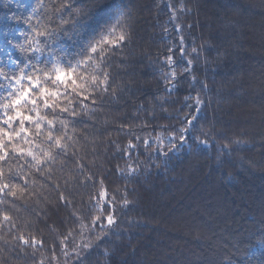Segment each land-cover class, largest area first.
<instances>
[{
	"label": "trees",
	"instance_id": "1",
	"mask_svg": "<svg viewBox=\"0 0 264 264\" xmlns=\"http://www.w3.org/2000/svg\"><path fill=\"white\" fill-rule=\"evenodd\" d=\"M118 18L107 91L55 109L66 149L41 171L0 161V264H264V0H0V62L28 63L20 45L46 30L74 64Z\"/></svg>",
	"mask_w": 264,
	"mask_h": 264
},
{
	"label": "snow or ice",
	"instance_id": "2",
	"mask_svg": "<svg viewBox=\"0 0 264 264\" xmlns=\"http://www.w3.org/2000/svg\"><path fill=\"white\" fill-rule=\"evenodd\" d=\"M120 16L122 17L123 13ZM118 28H121L119 18L116 25H113L107 32H102L100 39L90 44L87 53L83 51L79 53L82 59L77 60L74 64L66 60L64 56L59 54L57 49L47 43V38H50L53 33L46 30H36L35 37L27 45H20L22 51L31 53L28 57V63L22 64L21 61L11 59L7 63L0 62V161H6L10 157L23 159L26 165L41 171L48 162H54L56 156L60 154L54 152V148L62 151L66 149V134L64 136L57 135L55 109L59 108L60 112L71 111L75 115L73 101L77 96H81L85 100L89 99L92 93L100 89L101 85L104 86L103 90L107 91L108 74L104 71V61L107 59V53L116 47L123 46L129 38L128 33L122 29L117 34ZM41 37L46 39L42 40ZM33 59L35 63H32ZM168 59L171 63L172 57ZM102 74L103 78H101ZM61 85H63V90H61ZM93 102L95 101L93 100ZM200 103L201 101L197 97V106ZM29 104L32 106L31 108H28ZM41 108L52 109L54 118L47 120L48 113L45 112L42 115ZM33 111L36 113L35 117L31 114ZM16 120L20 121L21 127L19 130L14 127ZM25 121L34 124L36 128V132L32 133L33 140L26 138L27 130L23 127ZM188 124L193 125V121H188ZM4 125H7L11 131H7ZM64 127L67 126L64 125ZM45 130L47 131L46 149L42 146L45 143L43 139ZM181 131L188 132L190 128H184ZM22 133L25 134L24 143L29 145L27 149L13 140L14 136L19 138ZM180 140L183 143L186 137L181 135ZM199 143L206 144L207 141L201 140ZM9 145H11V150ZM175 147L176 145L173 144V148ZM13 153L16 154L15 157ZM2 177L3 172L0 171V178ZM8 188H10V185L4 184L0 187V192ZM12 195H15V192ZM106 197L107 192L103 189L98 197H92L97 204L102 205L99 209L100 215L92 217V229L94 230L99 223L102 233L105 231V224L103 223L105 219L108 227L115 224L112 213H109L106 217L103 215L108 204ZM60 199L66 204L70 203L63 194H61ZM124 203L127 204V201L125 200ZM96 206V204L91 205L93 208ZM3 219L8 221L10 217L5 215ZM81 228V235H83V229H86L87 225H81ZM71 235L72 233L69 232L61 241L65 249L67 244L64 242ZM101 238L97 237V239ZM19 240L24 245L29 244V239L24 236H20ZM31 243L35 245L42 242L32 237ZM90 247V243L77 244L73 251L79 258V249ZM65 255H68L67 251H65ZM41 264H43L42 261Z\"/></svg>",
	"mask_w": 264,
	"mask_h": 264
}]
</instances>
